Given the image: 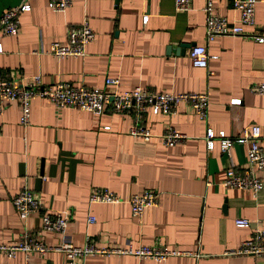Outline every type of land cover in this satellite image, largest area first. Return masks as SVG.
<instances>
[{
    "label": "crops",
    "instance_id": "crops-1",
    "mask_svg": "<svg viewBox=\"0 0 264 264\" xmlns=\"http://www.w3.org/2000/svg\"><path fill=\"white\" fill-rule=\"evenodd\" d=\"M205 1L191 0L188 10L178 11L173 0H72L64 11H55L48 0H0V16L22 2L31 6L20 14L15 35L0 34V70L7 77L39 75L43 84L62 81L104 91L113 90L105 85V79L113 77L119 79V91L140 86L151 92H204L209 99L205 120L186 103L173 115L148 111L145 123L153 136L147 141L129 135L132 118L127 113L95 114L34 97L30 122L24 127L18 103L3 102L0 244L16 240L24 231L38 234L48 245L63 239L41 229V212L22 217L15 210L11 199L26 185L40 198L44 212L69 213L65 237L74 245H83L89 236L98 246L159 243L192 253L163 262L89 255L81 264H264V256L224 254L255 230H264V174L255 196L250 190L226 187L225 171L244 167L246 146L234 143L221 152L217 141L208 150L204 140L206 127L235 136L257 124L264 144V94L249 90L264 81V41L216 36L207 42ZM213 3L217 14L230 21L238 17L229 0ZM85 17L94 38L84 56L46 52L53 42L65 43L67 28ZM245 29L264 33V0H257L254 25ZM196 45L207 48L206 68L192 66L189 60L188 50ZM231 98L241 101L230 104ZM168 127L186 139L165 146L160 134ZM98 187L123 201L89 203L90 192ZM146 188L157 191L159 201L136 219L128 199ZM237 217L249 219L251 226H235ZM0 264L68 263L63 252L55 251L28 258L23 252L12 258L0 253Z\"/></svg>",
    "mask_w": 264,
    "mask_h": 264
},
{
    "label": "built area",
    "instance_id": "built-area-1",
    "mask_svg": "<svg viewBox=\"0 0 264 264\" xmlns=\"http://www.w3.org/2000/svg\"><path fill=\"white\" fill-rule=\"evenodd\" d=\"M72 0H48L47 5L55 11H64L70 6ZM231 7L238 12L235 20H228L215 12L213 0H206L203 7L205 14V39L207 42L216 36H246L258 42L264 41L263 34L246 31L255 22V6L257 0H229ZM178 11H186L191 6V0H173ZM31 8L27 2L5 10L0 16V34L15 35L20 27V14ZM143 22L147 15H143ZM94 38V32L85 17L81 22L67 28L66 42L61 44L53 42L47 53L55 57H79L85 55L86 45ZM2 46L0 43V52ZM188 57L192 66L206 68L210 55L206 46L196 45L188 50ZM106 86H112V91H104L74 85L70 82H55L43 84L39 75L29 77L10 78L0 70V110L3 102H16L19 105V123L26 127L30 122V102L34 97L50 100L59 107H72L93 113H102L110 110L114 113H127L132 118L129 135L143 141L149 140L153 134L147 128L145 119L147 112L154 114L163 113L173 115L181 103L189 105L195 114L202 120L207 117L209 99L204 92H151L140 86L126 91H119V79L108 77ZM251 92L264 94V81L251 86ZM240 98H231L230 104H239ZM108 129V126H105ZM160 137L165 146H173L186 139V135L177 132L172 127L166 128ZM261 131L257 124L244 127L237 135L229 136L223 130L214 132L211 127H206L204 140L208 150L214 147L217 141L221 152H226L234 143L246 146V164L244 167H229L225 171L224 185L228 188L250 190L255 196L263 187L264 174V144L260 142ZM210 184V183H209ZM89 203H119L122 198L107 188H94L88 198ZM159 193L151 188L132 194L128 199L131 215L141 219L144 210L158 204ZM15 210L26 217L32 213L40 214L41 229L62 235V240L57 245L46 244L38 234L24 231L21 236L10 243L0 244V253L12 258L16 252H23L28 258L30 254L45 255L49 252H63L68 264H81L89 255H130L138 259H150L163 262L170 256L192 255L187 251L169 249L159 243L148 246L131 244L126 246H98L89 236L85 237L83 245H74L66 241L65 232L70 215L67 212H50L42 210V202L37 194L24 185L11 199ZM94 217H89L93 222ZM237 227H250L251 221L247 218L237 217L234 220ZM225 255L264 256V230H255L247 239L243 240L236 248L224 251ZM194 255V254H193Z\"/></svg>",
    "mask_w": 264,
    "mask_h": 264
},
{
    "label": "water",
    "instance_id": "water-1",
    "mask_svg": "<svg viewBox=\"0 0 264 264\" xmlns=\"http://www.w3.org/2000/svg\"><path fill=\"white\" fill-rule=\"evenodd\" d=\"M183 47H184V44H182V45H181V48H182V49H183ZM182 49L180 50L181 52H183V50H182Z\"/></svg>",
    "mask_w": 264,
    "mask_h": 264
}]
</instances>
